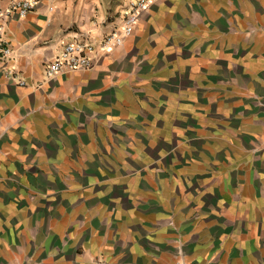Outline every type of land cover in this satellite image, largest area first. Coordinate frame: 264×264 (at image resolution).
Here are the masks:
<instances>
[{
    "label": "crops",
    "instance_id": "crops-1",
    "mask_svg": "<svg viewBox=\"0 0 264 264\" xmlns=\"http://www.w3.org/2000/svg\"><path fill=\"white\" fill-rule=\"evenodd\" d=\"M0 0V264H264V0ZM26 85H20V81Z\"/></svg>",
    "mask_w": 264,
    "mask_h": 264
},
{
    "label": "built area",
    "instance_id": "built-area-1",
    "mask_svg": "<svg viewBox=\"0 0 264 264\" xmlns=\"http://www.w3.org/2000/svg\"><path fill=\"white\" fill-rule=\"evenodd\" d=\"M37 3L38 0H11L8 8L1 13L3 16L26 18L35 10ZM149 4L150 0H136L132 2L130 10L126 14L123 28L106 35L99 44L86 41H76L66 44L61 54L46 66L47 77H53L65 72L91 69L98 48L101 51H107L122 45L126 38L133 34L142 12L148 8ZM11 52L12 49L8 45L0 44V56L2 58H7ZM26 83V81L21 80L19 84L24 86ZM177 264L189 263L181 260V263Z\"/></svg>",
    "mask_w": 264,
    "mask_h": 264
}]
</instances>
